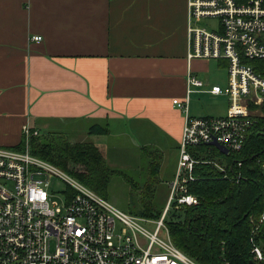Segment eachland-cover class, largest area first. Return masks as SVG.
I'll return each instance as SVG.
<instances>
[{
    "label": "crops",
    "instance_id": "obj_1",
    "mask_svg": "<svg viewBox=\"0 0 264 264\" xmlns=\"http://www.w3.org/2000/svg\"><path fill=\"white\" fill-rule=\"evenodd\" d=\"M186 6L187 0H0V147L16 146L23 126L75 139L70 144L90 142L101 153L109 140L120 149L137 139L155 151L156 174L171 155L168 194L183 122L171 101L184 98L188 69L205 89L216 85L193 73H207L213 60L187 62ZM91 126L99 133L89 134Z\"/></svg>",
    "mask_w": 264,
    "mask_h": 264
},
{
    "label": "built area",
    "instance_id": "obj_2",
    "mask_svg": "<svg viewBox=\"0 0 264 264\" xmlns=\"http://www.w3.org/2000/svg\"><path fill=\"white\" fill-rule=\"evenodd\" d=\"M186 7L187 62L223 61L226 84L223 89L217 85L205 89L188 69L184 98L171 101L183 122L174 175L158 219L124 213L53 165L31 156L27 142L37 132L23 126V151L0 147V264H198L172 244L164 219L198 204L187 188L201 179L195 172L197 165L208 164L220 173L218 179L238 182V173L228 176L224 164L194 154L213 141L226 149V155L237 153L258 114L256 108L264 103V67L250 64L264 63V0H187ZM201 21L212 23L195 26ZM194 93L225 97V114L190 117L188 102ZM53 177L73 191L70 197L62 191L60 206L47 191ZM260 224H264V209L248 238L252 264H264V247L254 240ZM217 264L230 263L221 258Z\"/></svg>",
    "mask_w": 264,
    "mask_h": 264
},
{
    "label": "trees",
    "instance_id": "obj_3",
    "mask_svg": "<svg viewBox=\"0 0 264 264\" xmlns=\"http://www.w3.org/2000/svg\"><path fill=\"white\" fill-rule=\"evenodd\" d=\"M242 3L246 0H234ZM253 67L264 63L251 61ZM99 127L91 126L88 133H99ZM104 131V130H103ZM24 150V140L10 148ZM197 155L202 159H215L224 164L226 174L235 176L238 182L218 179L220 173L210 165H197L201 179L188 184V192L198 199L194 207L171 212L164 219L172 244L198 264H217L221 258L230 264H248L249 234L257 216L264 209V103L253 118L241 149L237 153L220 154L214 147L200 146ZM28 152L66 173L95 195L106 200V189L113 176L125 183L130 180L120 171L109 169L102 153L90 142L70 144L56 135L33 136L28 140ZM240 163V167L236 163ZM155 164V165H154ZM151 166V174L157 173V163ZM74 165L75 168L69 166ZM150 174V175H151ZM151 188L148 185L145 187ZM70 197L73 191L67 188ZM162 207L146 204L138 212L139 217L157 219ZM254 240L264 247V224H260Z\"/></svg>",
    "mask_w": 264,
    "mask_h": 264
},
{
    "label": "rangeland",
    "instance_id": "obj_4",
    "mask_svg": "<svg viewBox=\"0 0 264 264\" xmlns=\"http://www.w3.org/2000/svg\"><path fill=\"white\" fill-rule=\"evenodd\" d=\"M206 23L211 24L212 22L201 21L195 26L203 27ZM197 61L199 62L200 60L192 59L190 64L194 66ZM201 62L203 61L199 62L200 65L202 64ZM205 66L207 73L203 74L200 71H194L193 73L198 74L201 78L203 76L207 77L210 83H215L223 89L226 84V69H217L213 61L207 62ZM226 108L227 101L222 96L191 95L190 97L189 114L196 118L220 117L225 114ZM259 109L260 106L256 108L257 113H259ZM43 134L44 131H39V135L36 136L42 137L44 136ZM73 140L75 139L70 138L69 142L74 143ZM124 143L127 144V141H124ZM107 146L108 150L102 153L105 165L109 169L123 173L131 184L125 183L118 176L111 177L106 189V201L118 210L134 216H139L138 212L148 203H151L154 208L158 206L163 208L167 197L164 186V181L167 178L164 176H168L170 173L169 161L171 155L165 156V159L161 160L158 174L153 175L150 168L154 163H157V155H155V151L152 148H143L140 140L134 139V145L120 149L113 148L114 143L109 140ZM169 152L168 149L167 154ZM69 167L76 169L74 165ZM147 185L151 187L149 190L145 188ZM64 190H67V188L62 181L55 177L50 180L47 189L49 194H51L50 200L56 202L59 206L62 204L61 193Z\"/></svg>",
    "mask_w": 264,
    "mask_h": 264
},
{
    "label": "water",
    "instance_id": "obj_5",
    "mask_svg": "<svg viewBox=\"0 0 264 264\" xmlns=\"http://www.w3.org/2000/svg\"><path fill=\"white\" fill-rule=\"evenodd\" d=\"M209 146L214 147L220 154L222 155H226L227 151L226 149H224L222 146L218 145L216 142H210ZM248 264H252L251 262H249Z\"/></svg>",
    "mask_w": 264,
    "mask_h": 264
},
{
    "label": "bare ground",
    "instance_id": "obj_6",
    "mask_svg": "<svg viewBox=\"0 0 264 264\" xmlns=\"http://www.w3.org/2000/svg\"><path fill=\"white\" fill-rule=\"evenodd\" d=\"M204 146V145H203ZM169 182V181H168Z\"/></svg>",
    "mask_w": 264,
    "mask_h": 264
}]
</instances>
